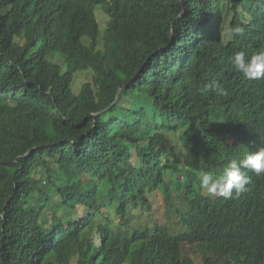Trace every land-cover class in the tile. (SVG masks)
Here are the masks:
<instances>
[{"label":"trees","instance_id":"obj_1","mask_svg":"<svg viewBox=\"0 0 264 264\" xmlns=\"http://www.w3.org/2000/svg\"><path fill=\"white\" fill-rule=\"evenodd\" d=\"M260 49L264 0H0V264H264V175L199 186L264 147Z\"/></svg>","mask_w":264,"mask_h":264},{"label":"clouds","instance_id":"obj_2","mask_svg":"<svg viewBox=\"0 0 264 264\" xmlns=\"http://www.w3.org/2000/svg\"><path fill=\"white\" fill-rule=\"evenodd\" d=\"M233 35H240L243 29L235 27L229 29ZM233 67L244 75L248 80L264 79V49L257 50L250 57L244 52H237L232 58ZM211 88L216 95H227L226 89L219 83L213 81ZM244 170H250L256 175H264V147L257 151L249 152L240 160H231L218 174L208 171H201L199 174L200 188L212 196H220L225 199L244 192L245 186L249 183V177Z\"/></svg>","mask_w":264,"mask_h":264},{"label":"rangeland","instance_id":"obj_3","mask_svg":"<svg viewBox=\"0 0 264 264\" xmlns=\"http://www.w3.org/2000/svg\"><path fill=\"white\" fill-rule=\"evenodd\" d=\"M102 11L101 9H99L97 11V18H99V12ZM102 16V15H101ZM101 19L104 21H106L105 17L102 16ZM104 28L101 26V31H103ZM85 74H81L77 80H76V87H80L79 83H81L82 81L85 80ZM210 76L207 75L206 78H209ZM139 161L135 160V163H138ZM40 175L38 176L40 179H42L44 177V173L45 170H40ZM156 203L159 204L161 209L165 208V204L163 202V199L161 198V196H157L155 198ZM53 203L52 206L48 209V211L44 214V229H49V228H53L55 226L58 225L59 220H62L64 223H67L68 220H72V221H76L77 219H79V217H82L86 211L85 208L83 207H79L76 210H69L68 208H66L65 206H63L61 200L58 199V196L54 195L53 198ZM156 211L158 216H160V214L158 213V209L156 207ZM142 216H136V219L134 222H136L137 220H142ZM146 217V216H144ZM174 220V219H173ZM176 222V220L173 221V223ZM171 227H177V224H173L170 225ZM77 256H74V258H71L70 263L69 264H77Z\"/></svg>","mask_w":264,"mask_h":264}]
</instances>
